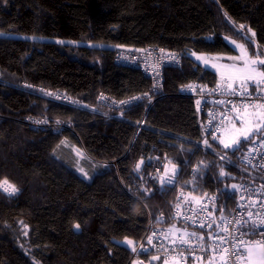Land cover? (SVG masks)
Returning a JSON list of instances; mask_svg holds the SVG:
<instances>
[{
  "label": "trees",
  "instance_id": "16d2710c",
  "mask_svg": "<svg viewBox=\"0 0 264 264\" xmlns=\"http://www.w3.org/2000/svg\"><path fill=\"white\" fill-rule=\"evenodd\" d=\"M228 39L264 55V0H0V182L18 189H0V264H132L119 239L135 245L150 214L176 224V188L142 191L155 154L184 170L204 159L199 183L221 205L232 203V185H264V167L257 177L238 166L253 137L238 150L220 137L198 145L196 102L180 93L189 83L219 85L192 53H232ZM149 46L182 57L165 67L158 93L142 68L116 62ZM101 93L137 98L116 116ZM28 116L74 127L31 129Z\"/></svg>",
  "mask_w": 264,
  "mask_h": 264
},
{
  "label": "built area",
  "instance_id": "2783aa9c",
  "mask_svg": "<svg viewBox=\"0 0 264 264\" xmlns=\"http://www.w3.org/2000/svg\"><path fill=\"white\" fill-rule=\"evenodd\" d=\"M116 62L142 68L153 82L154 93H158L163 86L165 67H180L182 57L175 51L149 46L137 51L119 52ZM228 83H230L229 80H221L220 89L217 86L209 87L200 82L189 83L180 88L181 94L193 97L196 102L202 133V139L198 145L203 148L209 149L208 141L214 137H220L228 122L237 121V112L233 111V105L243 112L244 105H249L247 110H253L251 105L264 104V91L257 89L250 82L246 84L245 89L239 87L240 81L233 83V87L237 90L235 94L223 90ZM241 91H244L245 95H240ZM248 93H251V96ZM51 96L69 102L66 97H61L58 94ZM136 98L133 96L117 99L104 93L100 94V102L115 109L116 116H122L125 109L135 103ZM156 98L155 96L151 99L150 105ZM261 110L264 111V109ZM25 121L31 129L53 127L56 130L60 128L73 130L74 127L73 122H49L43 117L28 116ZM142 125L143 122L139 123V126ZM153 159L155 164L145 172L147 184L144 185L142 191L144 193H161L166 189L176 188V198L172 201V216L175 222L190 229L188 234L194 235H175L172 233V229L176 225L169 228L163 223L166 218L164 212H159L156 215L150 214L147 231L143 238L135 243L136 250L132 251V258L139 259L158 255L159 260L164 262L167 260L169 264H209L210 259L212 264H224V261L220 259L224 256L227 259V264H233L230 255L233 251L231 244L226 245L229 247V253L225 254L221 252L220 242L215 237L223 236L234 244L235 238L240 236V232L245 231L249 233L242 237L245 241H264V234H257V232L264 233V228L252 230L251 222L244 228H240L235 223L241 217L245 220L249 219L247 216L249 211L253 213L252 220L257 223L261 218H264L263 184L242 182L234 193L232 203L221 205L218 194L206 193L199 183L205 173L203 171L204 159L195 164H188L185 170L180 164L170 161L171 159L165 161L158 154H155ZM186 161L188 162V160ZM238 166L253 176L259 177L263 173L264 133L254 136V139L248 143L244 153L240 155ZM242 196L243 199H241ZM213 197L214 199H212ZM177 204L180 206L179 210H177ZM240 205H244V207ZM221 213L226 220L220 219ZM201 224L204 227H201ZM225 224L229 229L228 232L221 230ZM200 236L203 237V240L198 239ZM181 237L188 242L182 244ZM149 238H151V243H149ZM173 240L176 241L175 244L172 243ZM212 249L215 250V255H213Z\"/></svg>",
  "mask_w": 264,
  "mask_h": 264
},
{
  "label": "snow or ice",
  "instance_id": "6c2138e0",
  "mask_svg": "<svg viewBox=\"0 0 264 264\" xmlns=\"http://www.w3.org/2000/svg\"><path fill=\"white\" fill-rule=\"evenodd\" d=\"M243 28V25L240 26ZM253 35H255L253 33ZM233 43H235L233 41ZM239 47L242 49L241 55L238 57H233L234 60H243L244 66L242 68H238L236 65H232L231 67L238 73L235 77H229V80L235 81L239 80V87L241 89L246 88V84L250 82L253 86H255L257 89H260L264 91V59H252L251 56L248 55L247 49L244 48V45H239ZM198 59H202V57H198ZM207 63V60L205 61ZM228 67V66H225ZM233 82H230L227 84L226 88H224V91H228L230 94H235L236 89L233 87ZM217 88L220 89L221 86L217 85ZM240 95H245L244 91L240 92ZM249 96H251V93H248ZM221 103H223L221 101ZM244 111L240 112L236 108L235 105H233V111L237 112V121L240 123V127L236 126V123L233 122L232 124V130L234 132V135L230 139V141H224L221 140V143L223 144V147L225 149L239 148L241 144V140L247 141L250 137H253V133L256 134H262L264 133V111H260L259 109H264V104H256L251 105L255 111L249 113L247 111V108L249 105H244ZM215 139V137H214ZM205 144H207V141H205ZM251 151V149H250ZM221 159H225L224 156H221ZM143 163V161H141ZM140 165H137V170H139ZM220 175H225L223 169H221ZM163 182V180H162ZM0 189H3L4 192L9 193L10 195L15 194L18 189L15 185L10 184L7 180H4L3 182H0ZM233 191L237 189V185H232ZM214 199V197L212 198ZM243 199V196L241 197ZM241 207H244V205H240ZM177 210H179V204L176 205ZM247 216L249 219L245 220L243 217L240 219H237L235 223L240 226V228H244L251 222L252 230H256L258 228H264V218H261L259 222L252 220L253 213L249 211L247 213ZM190 218V217H189ZM221 220H226V218L223 216V213H221ZM201 227H204L203 224L200 225ZM211 227V225H208ZM75 227L78 229L80 227L79 224H76ZM222 231L228 232L229 229L227 227V224H225L222 228ZM179 231V230H176ZM248 232L241 231L240 236L235 238V243L233 244L232 241L226 240L225 237L219 236L215 237V239H218L220 242V250L221 252L228 254L229 253V247L226 246L228 244H231V247L233 251L231 252V258L233 260V264H264V241H252L248 240L245 241L242 239L243 236L248 235ZM257 234H264L257 232ZM155 235V233H153ZM185 235H194V234H188L185 232ZM198 239L203 240V237L200 236ZM180 242L187 243L188 241L184 240L183 237L180 238ZM126 243L129 245H133V241L126 240ZM149 243H151V238H149ZM173 244L176 243L175 240L172 241ZM142 247V246H141ZM132 250L135 251V246L133 245ZM213 255H215V250H211ZM153 259H158V257H153ZM183 259V257H182ZM222 261H224V264H227L226 257L222 256L220 257ZM164 264H168V261L166 260ZM209 264H212V261L210 259Z\"/></svg>",
  "mask_w": 264,
  "mask_h": 264
},
{
  "label": "rangeland",
  "instance_id": "374dc122",
  "mask_svg": "<svg viewBox=\"0 0 264 264\" xmlns=\"http://www.w3.org/2000/svg\"><path fill=\"white\" fill-rule=\"evenodd\" d=\"M14 36H18V35H14ZM61 40L70 41V40H66V39H61ZM228 41L234 49V52H232V53L209 54V53L194 52V53H192V56L195 60H197L199 63H201L205 68H210V69H213L214 71H216L218 73V76L220 79L226 78L227 80H229V77H235L238 75V73L231 67L232 65H236L238 68H242L244 66L243 60L232 59L233 57H238L241 55L242 49L239 47V45H244V48L247 49L248 55L251 56L252 59H257V58L258 59H264L263 54L262 55H260L258 53L252 54L244 42L234 40V39H228ZM233 41L235 43H233ZM87 44L96 45V46H106L107 45L106 43H101V42H89ZM198 57H202V59H198ZM206 60H207V63H205ZM225 66H228V67H225ZM262 70H264V69H262ZM229 81L233 82L231 80H229ZM237 81H239V80L237 79L234 82H237ZM51 97H53V96H51ZM259 110L263 111L261 109H259ZM247 111L249 113H251V112L255 111V109L247 110ZM233 122L236 123L237 127L241 126L239 121H236V120H231L230 122H228L226 124L223 132L221 133L220 141L221 140L230 141V139L234 135V132L232 130ZM255 135H256V133H253V136H255ZM175 225H176V227H174L172 229V233L175 235H179V234L185 235V232L188 233V231H190V229L188 227H184L181 224H179L178 222H176ZM176 230H179V231H176ZM126 240H130V239L123 238V239H119L118 241L121 243L127 244ZM127 245L130 247H133L134 243H133V245H129V244H127ZM132 264H142V263L139 262V259H134L132 261ZM156 264H164V261L159 260L158 262H156ZM194 264H198V263H194Z\"/></svg>",
  "mask_w": 264,
  "mask_h": 264
},
{
  "label": "water",
  "instance_id": "95a60500",
  "mask_svg": "<svg viewBox=\"0 0 264 264\" xmlns=\"http://www.w3.org/2000/svg\"><path fill=\"white\" fill-rule=\"evenodd\" d=\"M153 257H158V259H153ZM150 261H152V262H158L159 261V256L158 255H155V256L150 257ZM142 262H143V260H142Z\"/></svg>",
  "mask_w": 264,
  "mask_h": 264
},
{
  "label": "crops",
  "instance_id": "0c3cea01",
  "mask_svg": "<svg viewBox=\"0 0 264 264\" xmlns=\"http://www.w3.org/2000/svg\"><path fill=\"white\" fill-rule=\"evenodd\" d=\"M223 79H226V78H223ZM223 79H220V81H221V80H223ZM226 80H227V79H226ZM237 82H238V81H237ZM233 83H236V82H233ZM133 243H134V242H133ZM139 262L143 264V262H142V259H141V258H139ZM189 264H194V263H189Z\"/></svg>",
  "mask_w": 264,
  "mask_h": 264
}]
</instances>
